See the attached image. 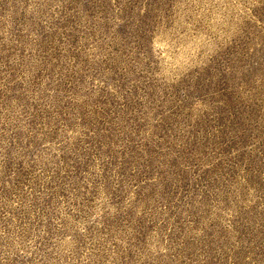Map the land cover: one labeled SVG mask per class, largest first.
<instances>
[{
    "label": "rangeland",
    "instance_id": "obj_1",
    "mask_svg": "<svg viewBox=\"0 0 264 264\" xmlns=\"http://www.w3.org/2000/svg\"><path fill=\"white\" fill-rule=\"evenodd\" d=\"M0 264H264V0H0Z\"/></svg>",
    "mask_w": 264,
    "mask_h": 264
}]
</instances>
